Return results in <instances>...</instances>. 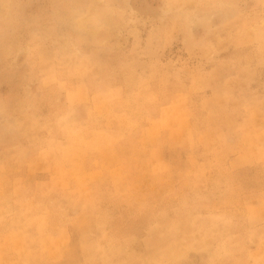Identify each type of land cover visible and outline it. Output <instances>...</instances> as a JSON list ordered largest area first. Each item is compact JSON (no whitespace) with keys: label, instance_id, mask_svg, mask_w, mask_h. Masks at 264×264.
I'll list each match as a JSON object with an SVG mask.
<instances>
[{"label":"rangeland","instance_id":"374dc122","mask_svg":"<svg viewBox=\"0 0 264 264\" xmlns=\"http://www.w3.org/2000/svg\"><path fill=\"white\" fill-rule=\"evenodd\" d=\"M0 264H264V0H0Z\"/></svg>","mask_w":264,"mask_h":264}]
</instances>
